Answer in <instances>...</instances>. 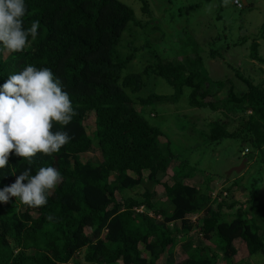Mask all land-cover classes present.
Here are the masks:
<instances>
[{
    "label": "trees",
    "instance_id": "obj_1",
    "mask_svg": "<svg viewBox=\"0 0 264 264\" xmlns=\"http://www.w3.org/2000/svg\"><path fill=\"white\" fill-rule=\"evenodd\" d=\"M139 1L140 12L149 18L146 1ZM25 5V27L38 19V35L35 40L29 36L22 52L9 53L0 44V85L28 65L47 67L62 81L78 115L67 126H54V131L66 130L73 137L68 144L51 156L33 158L32 175L40 167L52 166L63 177L47 204L31 208L18 198L0 203V264H157V258L193 231L204 242L187 240L185 255L163 264H256L235 258L233 240L240 239L248 257L264 253V198L251 193L240 202L246 205L241 210L247 216L222 212L220 208L234 204L224 196L216 200L225 191L221 188L227 187L213 196L207 176L204 182L187 183L185 178L193 173L181 172L183 162L169 166L174 156L163 132L146 116L154 104L176 101L186 87L190 106L221 112L206 121L205 133L203 128L199 131L207 141L238 139L240 151L244 145L260 149L264 145V76L259 75L264 66V21L257 33L240 42L246 45V58L259 64L258 70L244 64L250 75L235 69L236 80L210 79L195 55L157 57L137 72L123 73L136 49L127 42L130 46L123 55L115 50L121 32L133 20V10L119 0H25ZM216 54L208 49V56ZM149 73L168 84L171 93L151 91L132 99L130 94L140 92ZM225 82L224 96L216 97ZM88 114L89 132L83 123ZM87 152L97 157L82 159ZM28 166L26 160L11 157L9 165L0 169V189ZM159 174L171 181L159 180ZM139 186L143 188L135 194H125L124 189ZM140 205L143 210L136 212L134 206ZM49 215L55 220H48ZM137 242L143 244L147 257L139 255Z\"/></svg>",
    "mask_w": 264,
    "mask_h": 264
},
{
    "label": "rangeland",
    "instance_id": "obj_2",
    "mask_svg": "<svg viewBox=\"0 0 264 264\" xmlns=\"http://www.w3.org/2000/svg\"><path fill=\"white\" fill-rule=\"evenodd\" d=\"M119 1L133 10V20L129 21L121 32L115 50L123 55L127 51L126 47L130 46L127 42L136 49L133 59L123 69V73L137 72L145 63L154 62L157 57L184 59L187 56L193 58L194 55L201 58L204 73L210 79L236 80L235 69L244 75H250L244 64L247 66L249 64L251 70H258L259 64L246 58L247 51L243 48L246 45L240 42L241 39L259 31V26L264 21V0H244L246 4L241 3L240 8L231 0L227 5H224L223 0H145L151 10L149 18L140 12L139 0ZM145 19L149 20L145 21ZM137 21L144 23L143 27L135 25L134 22ZM122 46L125 49L120 52ZM208 49H215L217 54L213 57L208 56ZM261 50L264 55V45ZM259 75L264 76V66ZM143 82L144 85L139 93L130 94L132 99L135 100V95L145 96L151 91L157 94L172 91L168 84L159 77L154 78L151 73L143 78ZM227 86L225 82L218 87L216 97H223ZM237 87L241 89L240 85ZM187 92L188 88L184 87L176 101L154 104L151 112L146 116L150 123L159 126L161 133L163 132L164 140L168 143V151L174 156L169 166L183 162L184 167L181 172L193 173L189 178H185L190 184L204 182V177L207 176L211 179L209 182L215 180L217 185L213 188L217 191L218 183L225 182L224 187L227 188L222 187L221 190H225L227 194L223 198L226 202L233 201L234 204L229 209L220 208L221 211L225 213L237 211L241 216H247L248 213L241 210L246 208L245 204L241 206L242 201L251 193L261 199L264 198V145L260 149L244 145L248 152L242 156L238 139H222L217 143L207 141L204 134H199V131L203 128L205 133L206 121L221 116V112L219 109L213 112L190 106L187 103ZM211 98L213 97H207V99ZM91 121V114L83 120L87 132L92 128ZM91 157H97L96 153L81 154L82 159ZM242 159H244L243 164L237 171L231 170L227 173L232 167L240 165ZM142 173L145 176L146 170ZM166 179L171 181L165 175L159 174V180ZM181 179L183 180L182 177ZM234 181L237 183L235 186L232 185ZM142 188L139 186L134 190H124L125 194L129 192L135 194ZM160 194L162 191H159ZM180 236L178 235V238H181ZM181 239L172 245L170 253L162 254L157 258L156 263L163 264L164 260L173 261L184 256L189 239L195 244L204 242V239L194 231L191 232L190 238L183 236ZM233 243L237 249L235 258L256 264L264 262V253H255L248 257L240 239H234ZM136 246L138 253L147 257L143 244L137 242ZM81 253L82 251L77 255L79 259Z\"/></svg>",
    "mask_w": 264,
    "mask_h": 264
},
{
    "label": "clouds",
    "instance_id": "obj_3",
    "mask_svg": "<svg viewBox=\"0 0 264 264\" xmlns=\"http://www.w3.org/2000/svg\"><path fill=\"white\" fill-rule=\"evenodd\" d=\"M223 2L227 5L229 0ZM26 12L25 0H0V44L9 53L22 52L29 44V36L35 40L38 35L39 20L26 28ZM76 115L62 81L47 67L28 65L0 85V169H5L13 156L29 165L13 183L0 189V203L18 198L31 208L47 204L63 177L52 166L40 167L32 175L31 164L37 154L51 156L73 139L68 131L53 129L57 124L69 125ZM218 184L219 191L222 185ZM134 210L141 212L143 208L140 205ZM47 219L53 221L55 217L49 215Z\"/></svg>",
    "mask_w": 264,
    "mask_h": 264
},
{
    "label": "built area",
    "instance_id": "obj_4",
    "mask_svg": "<svg viewBox=\"0 0 264 264\" xmlns=\"http://www.w3.org/2000/svg\"><path fill=\"white\" fill-rule=\"evenodd\" d=\"M232 3H233L236 7H240V6H241L239 0H232ZM246 152H248V149H247L246 147H244V148L240 151L241 154H245ZM218 189H219V187H218ZM217 192H218V190L215 191V189L213 188V191L211 192V194H212L213 196H215ZM225 195H226V192H225V191H221V192H220V195H219L218 197H216V200H219L221 197H223V196H225ZM135 210H136V211H137V210H140V208H135ZM193 218H194V216L191 217V219H193ZM168 224L171 225L170 223H168Z\"/></svg>",
    "mask_w": 264,
    "mask_h": 264
},
{
    "label": "water",
    "instance_id": "obj_5",
    "mask_svg": "<svg viewBox=\"0 0 264 264\" xmlns=\"http://www.w3.org/2000/svg\"><path fill=\"white\" fill-rule=\"evenodd\" d=\"M240 1H241V3H242L243 5L245 4L244 0H240ZM243 161H244V159H242L240 165H237V166L232 167L227 173H229L231 170H236V171H237V170L242 166Z\"/></svg>",
    "mask_w": 264,
    "mask_h": 264
},
{
    "label": "crops",
    "instance_id": "obj_6",
    "mask_svg": "<svg viewBox=\"0 0 264 264\" xmlns=\"http://www.w3.org/2000/svg\"><path fill=\"white\" fill-rule=\"evenodd\" d=\"M170 167H171V165H170ZM211 182H212V184H213V186H214V184H215V180H212ZM220 182H221V181H220ZM221 185H222V186H225L226 183H225V182H221ZM213 186H212V188H213ZM174 248H175V246H174ZM174 248H173V249H174ZM174 251H175V249H174Z\"/></svg>",
    "mask_w": 264,
    "mask_h": 264
}]
</instances>
